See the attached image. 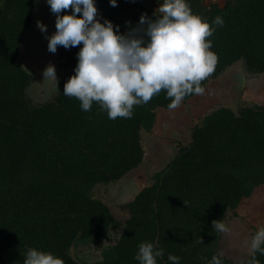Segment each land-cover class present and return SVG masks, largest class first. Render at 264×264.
I'll return each mask as SVG.
<instances>
[{"label":"trees","instance_id":"1","mask_svg":"<svg viewBox=\"0 0 264 264\" xmlns=\"http://www.w3.org/2000/svg\"><path fill=\"white\" fill-rule=\"evenodd\" d=\"M35 2L0 0V264H23L30 247L54 253L63 264H138L141 242L164 249L158 264H170L169 253L181 257L180 264H209L221 252L223 236L212 221L236 215L264 186V104L240 99L235 108L205 114L151 181L114 210L94 196V188L116 183L142 164V133H154L158 112L169 109L170 99L161 90L147 104L134 105L131 118L111 120L97 102L83 111L77 98L63 94L81 44L58 46L57 67L64 71L58 90L34 103L28 96L31 73L19 55ZM188 3L209 23L217 15L225 21L206 38L218 63L202 87L237 65L246 79L264 73V0ZM96 5L101 21L111 20L121 32L135 27L143 13L155 18L136 0ZM263 207L260 214L251 211L255 233L264 227L257 226ZM111 229L119 236L100 259L79 262L71 255L72 246L97 243ZM257 259L264 264V255ZM222 261L237 264L226 255Z\"/></svg>","mask_w":264,"mask_h":264},{"label":"clouds","instance_id":"2","mask_svg":"<svg viewBox=\"0 0 264 264\" xmlns=\"http://www.w3.org/2000/svg\"><path fill=\"white\" fill-rule=\"evenodd\" d=\"M56 15V31L46 35L51 53L58 46L65 49L80 46L74 74L65 82L63 94L77 98L83 111H90L97 102L108 118H131L134 105L147 104L161 90L170 99L169 109H176L183 98L202 94L201 82L208 78L218 63L212 51L216 27L225 23L215 16L211 23L192 11L188 0H160L152 18L141 14L135 27L121 32L107 18L101 21L96 0H46ZM117 6V0H109ZM71 9L70 12L62 10ZM79 14V15H78ZM126 21V25H130ZM42 33L47 25L37 21ZM44 78L58 82L56 69L49 64ZM217 233L230 231L220 219L212 221ZM201 240L199 241L201 243ZM257 253L264 255V227L255 233L250 244V258L241 264H259ZM23 264H63L50 251L30 247L23 254ZM164 249L152 242H141L134 259L138 264H158ZM224 253L214 254L209 264H223ZM170 264H180L181 257L168 254Z\"/></svg>","mask_w":264,"mask_h":264},{"label":"rangeland","instance_id":"3","mask_svg":"<svg viewBox=\"0 0 264 264\" xmlns=\"http://www.w3.org/2000/svg\"><path fill=\"white\" fill-rule=\"evenodd\" d=\"M150 12L159 7V0H136ZM212 0H203L208 4ZM47 25V33H42L37 27V21ZM56 15L51 12L46 0H36L31 24L24 31L20 46L19 62L31 73V85L28 96L34 103L50 99L58 90V84L64 71L57 67V51H48L46 35L56 31ZM53 64L56 69L58 82L44 78L43 71ZM240 67L233 66L214 80L209 81L203 88L202 94L195 95L187 101H182L176 109L160 110L157 115L155 131L152 134L142 133L144 159L142 164L132 171L126 178L108 186L98 185L94 188V196L102 199L114 210L116 207L131 199L136 192L147 185L153 174L162 169L171 159L177 145L162 144L155 138H162L173 142H187L190 128L214 108L231 106L235 108L239 100L264 104V75L252 76L246 79L240 99L236 102V85ZM168 125H170L169 131ZM264 186H260L252 198L243 201L237 213L229 214L225 224L230 231L223 233L220 251L237 264H241L250 253V244L255 231L250 227L251 211L257 203L262 206L264 200ZM250 214V216H249ZM264 224V217L257 226ZM119 236V230L111 229L108 236L94 244L79 243L71 247V255L79 262L94 261L101 257V251L113 244Z\"/></svg>","mask_w":264,"mask_h":264},{"label":"water","instance_id":"4","mask_svg":"<svg viewBox=\"0 0 264 264\" xmlns=\"http://www.w3.org/2000/svg\"><path fill=\"white\" fill-rule=\"evenodd\" d=\"M238 76V84L236 85L235 89H236V102L240 99L241 94L243 92V89L245 87V83H246V73L245 70L243 69V67L241 68L240 73L237 75ZM156 141L162 143V144H173V145H177L176 142L170 141V140H166V139H162V138H155Z\"/></svg>","mask_w":264,"mask_h":264},{"label":"crops","instance_id":"5","mask_svg":"<svg viewBox=\"0 0 264 264\" xmlns=\"http://www.w3.org/2000/svg\"><path fill=\"white\" fill-rule=\"evenodd\" d=\"M262 75H264V73H263ZM156 123H157V120H156ZM156 123H155V127H156ZM155 127H154V131H155ZM167 127H168V129L166 128L165 130L169 131V129H170V125H168ZM155 133H156V131H155ZM262 200H264V199H262ZM263 206H264V202H263V204H262L261 207H260V203H257V204L255 205V207H254V211L257 212L258 214H260L261 211H262L261 209H262ZM252 209H253V208H252ZM263 209H264V207H263ZM250 214H251V213H250ZM250 214H249V216H250ZM250 218H251V216H250ZM248 221H249V219H248Z\"/></svg>","mask_w":264,"mask_h":264}]
</instances>
